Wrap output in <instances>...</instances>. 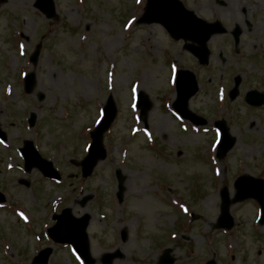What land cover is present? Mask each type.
Wrapping results in <instances>:
<instances>
[{"label": "rangeland", "instance_id": "rangeland-1", "mask_svg": "<svg viewBox=\"0 0 264 264\" xmlns=\"http://www.w3.org/2000/svg\"><path fill=\"white\" fill-rule=\"evenodd\" d=\"M182 1L200 17L219 19L227 27L208 42V66L200 65L184 40L172 39L162 25L135 21L146 0H55L51 19L34 6L35 0H0V126L8 133V143H0V191L8 194L0 206V264H29L39 245H52L46 236L36 235L64 207L77 216L90 213L95 264L117 247L121 256L113 264H160L165 248L171 249L173 264L210 259L264 264L257 201L232 203L233 227H217L222 187L233 198L238 175L264 178V105L254 108L245 101L249 89L264 93V0ZM236 24L243 30L239 53L230 34ZM41 41L33 66L28 58ZM177 68L196 72L199 89L189 108L208 120L204 126L195 127L172 109ZM26 71L35 74L31 94L24 91ZM237 72L242 75L240 91L230 99ZM139 90L152 101L147 129L135 107ZM109 94L118 112L104 135L107 157L84 179L81 167L71 161L83 159L89 131ZM31 112L36 115L33 128L27 124ZM217 119H224L236 138L222 158L215 156ZM24 139L34 140L54 162L62 184L44 180L36 169L23 171L17 148ZM116 170L123 176L122 203L115 195ZM19 178L30 187L20 185ZM85 197L93 198L82 204ZM18 208L31 217L26 224L28 218ZM70 249L53 246L48 264H77Z\"/></svg>", "mask_w": 264, "mask_h": 264}, {"label": "water", "instance_id": "water-1", "mask_svg": "<svg viewBox=\"0 0 264 264\" xmlns=\"http://www.w3.org/2000/svg\"><path fill=\"white\" fill-rule=\"evenodd\" d=\"M35 6L38 7L47 17H52L55 14V5L53 0H36ZM139 23L146 22H160L163 24L170 34L175 39L183 38L184 40H191V43L186 44V48L193 52L200 60L201 63H208L209 49L207 41L210 36L218 31H223L224 28L218 23H206L198 18L193 11L187 10L183 3L179 0H148L145 14L138 20ZM240 28L237 26L234 30L236 41L239 40ZM41 44L37 45V49L32 56V61L37 62L40 53ZM35 85V74L29 73L25 80V90L32 92ZM177 99L174 101L173 107L184 118L192 120L196 124H205L206 120L191 112L188 108V101L198 90V83L195 74L190 70L181 69L178 71L177 81ZM238 93L235 87L231 93V98H235ZM43 96L40 95V98ZM138 107L140 108L141 115L145 118L148 110L152 106L148 95L140 92L138 95ZM247 102L253 105L264 104V94L257 91H251L247 94ZM116 116V106L112 96L109 97L108 103L105 106V117L92 132L93 142L89 154L81 161L83 168V175L88 176L91 174L94 166L101 159L106 157V149L103 146V134L109 128L112 121ZM146 120V118H145ZM33 121V120H31ZM216 126L221 130V139L218 144V157H224L226 153L233 147L235 137L229 133L225 121H217ZM3 138H6L1 133ZM26 157L27 168H32L33 165H38L47 175L59 176L52 168L51 162H48L40 157L36 150L32 147V142L28 143L27 148L22 149ZM119 179L118 197L122 199V184L120 171H117ZM237 189L236 197L231 201L228 189L225 187L221 192L222 205L221 214L218 221L219 227L230 228L233 225V218L230 215V204L249 197L255 198L259 201L263 217L261 223L264 224V180L254 178L248 175L239 176L235 181ZM4 198L0 194V201ZM57 223L49 229L51 237L60 242L72 243L80 255L87 261L88 264H93L94 259L91 258L87 243L86 227L88 226L89 215L86 214L82 217H75L70 208H65L61 214L56 215ZM123 237L126 238V232H123ZM51 253V249H46L42 252V256L38 258L41 260L39 264H45L46 260ZM120 255V251L116 250L112 253H107L103 256L104 264H111L112 260ZM173 259L168 253L162 257V264H172ZM208 264H215L214 261Z\"/></svg>", "mask_w": 264, "mask_h": 264}, {"label": "flooded vegetation", "instance_id": "flooded-vegetation-1", "mask_svg": "<svg viewBox=\"0 0 264 264\" xmlns=\"http://www.w3.org/2000/svg\"><path fill=\"white\" fill-rule=\"evenodd\" d=\"M235 76V75H234ZM233 79H234V77H233Z\"/></svg>", "mask_w": 264, "mask_h": 264}]
</instances>
